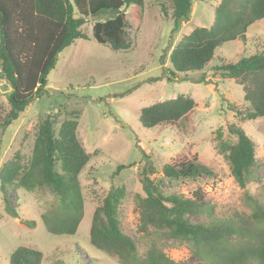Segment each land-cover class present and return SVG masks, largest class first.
Instances as JSON below:
<instances>
[{"label": "trees", "instance_id": "16d2710c", "mask_svg": "<svg viewBox=\"0 0 264 264\" xmlns=\"http://www.w3.org/2000/svg\"><path fill=\"white\" fill-rule=\"evenodd\" d=\"M192 1L159 3L164 16L170 11L174 31L189 22ZM143 4L144 0H0V62L10 87L13 86L6 96L8 108L0 119V156L4 130L31 102L47 94V76L58 55L76 40L88 39L82 27L93 21L91 32L95 43L114 52L129 50L131 40L124 30L126 11L132 7L133 23L137 25ZM103 12L112 16L95 21ZM212 15L209 27H193L173 46L169 55L171 73L186 76L202 72L213 63L223 79H231L242 87L244 104H228L229 111L247 121L264 118V41L260 44L263 53L256 50L235 62L218 53L224 43L248 42L247 29L264 20V0H219L212 7ZM194 108L192 98L178 95L141 109L139 122L145 129L171 127L178 131L182 122L191 120ZM57 123L56 114H47L37 123L30 155L17 154L0 168V193L11 217L17 218L7 199L8 187L29 192L50 191L58 199V206L41 215L47 231L73 235L83 216L78 176L96 152L87 153L76 135L77 118L64 119L54 128ZM225 132L218 128L215 139L231 176L243 189L255 164V143L236 123L227 124ZM126 168L118 166L115 173ZM157 171L148 161L136 175L142 191V195L133 196L140 231L148 233L152 228L167 240L188 242L194 255L208 264H264V204L245 193L251 209L246 220L217 219L212 214L213 208L203 202L199 189L191 197L164 195L151 178ZM160 173L172 181H194L214 175L198 161L196 154L165 163ZM124 196V187H113L95 207L89 228L90 244L116 257L120 264H177L154 243L143 255L138 254L135 242L123 233L118 219V206ZM196 215H206V221H192L191 217ZM21 222L28 227L35 225L33 221ZM41 262L42 254L26 247L16 248L8 259V264Z\"/></svg>", "mask_w": 264, "mask_h": 264}, {"label": "rangeland", "instance_id": "374dc122", "mask_svg": "<svg viewBox=\"0 0 264 264\" xmlns=\"http://www.w3.org/2000/svg\"><path fill=\"white\" fill-rule=\"evenodd\" d=\"M160 2L165 0H144L137 25L133 23L132 7L127 9L124 30L131 47L126 51L114 52L95 43L91 32L93 21H88L82 27L88 39L76 40L58 55L47 76V94L31 102L4 130L0 168L17 154L30 155L37 123L49 113L56 114L58 123L54 128L64 119L77 118L76 135L86 152L96 155L78 176L83 216L73 235L47 231L41 215L58 206V199L50 191L29 192L8 187L7 199L17 218L11 217L0 193V264H8L10 254L18 247L39 251L41 264H120L116 257L96 250L89 242L92 213L113 187L125 189L117 210L118 219L123 233L135 242L139 255L154 243L177 264H208L194 255L188 242L167 240L152 228L148 233L139 230L133 196L142 195L136 175L148 161L158 170L151 178L164 195L191 197L199 189L203 202L213 208L212 214L217 219L246 220L251 209L245 193L264 204V118L247 121L228 109L231 103L244 104L242 87L231 79H223L213 63L202 72L186 76L171 73V49L193 27L210 26L212 7L219 0H193L189 22L177 31L169 19L170 11L165 16L161 12ZM111 16L110 12H103L95 21H105ZM246 36V44L238 40L224 43L218 50L220 56L235 62L256 50L263 53L260 44L264 41V20L253 23ZM10 91L0 62V119L8 108L6 96ZM178 95L195 102L190 121L182 122L178 131L171 127L141 126V109ZM229 123L238 124L255 143V164L243 189L231 176L215 139L216 130L222 128L225 132ZM194 154L213 171V176L172 181L160 173L165 163ZM118 166L128 168L115 173ZM21 220L33 221L35 225L28 227ZM191 220L204 222L206 215H196Z\"/></svg>", "mask_w": 264, "mask_h": 264}, {"label": "water", "instance_id": "95a60500", "mask_svg": "<svg viewBox=\"0 0 264 264\" xmlns=\"http://www.w3.org/2000/svg\"><path fill=\"white\" fill-rule=\"evenodd\" d=\"M3 68H4V67H3V63H2V70H3ZM10 88H11V90H12V89H13V86L11 85V87H10Z\"/></svg>", "mask_w": 264, "mask_h": 264}]
</instances>
